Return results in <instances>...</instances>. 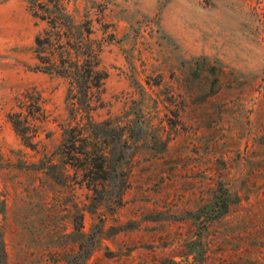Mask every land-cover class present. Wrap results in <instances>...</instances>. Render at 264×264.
Returning <instances> with one entry per match:
<instances>
[{
    "label": "rangeland",
    "instance_id": "1",
    "mask_svg": "<svg viewBox=\"0 0 264 264\" xmlns=\"http://www.w3.org/2000/svg\"><path fill=\"white\" fill-rule=\"evenodd\" d=\"M78 7L114 33L95 118L120 126L142 120L145 136L128 150L122 204L93 200L101 193L58 153L57 175L29 169L59 151L60 124L71 121L68 83L35 69L41 26L28 0H0L7 264H82L81 232L98 240L84 264H264V0H79ZM29 87L42 92L49 115L35 149L7 117Z\"/></svg>",
    "mask_w": 264,
    "mask_h": 264
},
{
    "label": "trees",
    "instance_id": "2",
    "mask_svg": "<svg viewBox=\"0 0 264 264\" xmlns=\"http://www.w3.org/2000/svg\"><path fill=\"white\" fill-rule=\"evenodd\" d=\"M79 0H28L30 10L37 24L41 26L35 37V57L37 71L58 75L68 83L67 103L71 121L60 124L62 143L58 152L45 157L41 164H30L29 169L57 175V164L52 157L58 153L83 170L89 189L102 196L92 197L101 203L110 199L122 204L129 188L128 150L137 147L143 139L144 122L120 126L111 120L98 121L94 112L103 103L102 95L109 76L103 66L105 47L113 39L110 24L102 17L94 18L90 12L81 15ZM101 28H97L95 23ZM100 32V33H99ZM17 109L7 113L15 131L24 144L35 149L40 135L46 131L48 112L45 98L36 87L26 88L16 96ZM50 137V132H47ZM29 166V164H28ZM89 177V178H88ZM119 178L118 182L115 179ZM114 195V196H113ZM111 196V198H108ZM107 197V199L105 198ZM229 197L222 200L228 210ZM6 209V200L0 201V214ZM81 222L77 228L82 231ZM84 239L79 246L82 264L86 262L98 244L96 236L81 232ZM0 264H7V251L0 227Z\"/></svg>",
    "mask_w": 264,
    "mask_h": 264
}]
</instances>
